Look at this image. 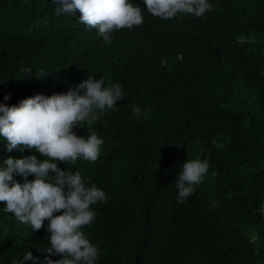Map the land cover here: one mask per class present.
Returning a JSON list of instances; mask_svg holds the SVG:
<instances>
[{
  "label": "trees",
  "instance_id": "trees-1",
  "mask_svg": "<svg viewBox=\"0 0 264 264\" xmlns=\"http://www.w3.org/2000/svg\"><path fill=\"white\" fill-rule=\"evenodd\" d=\"M129 2L143 24L105 43L79 12L57 15L55 0H0V104L66 93L88 77L121 85L123 100L91 129L104 140L98 159L54 161L106 194L83 228L99 249L95 264H264V0H208L203 16L169 20ZM74 131L89 134L86 125ZM28 156L47 159L8 152L0 137V167ZM195 159L208 171L180 202L175 183ZM5 207L0 264L26 251L36 264L62 258L46 252L49 221L34 231Z\"/></svg>",
  "mask_w": 264,
  "mask_h": 264
},
{
  "label": "clouds",
  "instance_id": "clouds-1",
  "mask_svg": "<svg viewBox=\"0 0 264 264\" xmlns=\"http://www.w3.org/2000/svg\"><path fill=\"white\" fill-rule=\"evenodd\" d=\"M55 3L57 15L79 12L80 22L98 30L105 43L111 42L113 31L143 24L141 7L129 0H55ZM143 3L151 15L164 20L177 14L201 17L213 8L208 0H143ZM104 84L103 77L98 80L88 77L66 93L35 95L20 101L18 106L0 104V137L7 141V151L30 150L47 158L43 162L36 156L8 158L4 161L6 167H0V202L6 204L4 210L34 231L40 230L45 220L49 221L50 247L46 252L48 256L62 258L53 261L46 257L45 264H95L98 258L99 249L86 237L83 228L90 226L97 215L91 206L106 201V194L96 185L86 184L78 171L65 172L54 161L98 159L104 140L91 130L92 126L105 110L114 109L123 100L120 84L108 87ZM10 98L4 96L5 101ZM132 111L141 117L138 106L134 105ZM85 125L89 130L87 138L77 136L74 129ZM208 168L207 160L183 163L175 183L180 202L194 194ZM14 174L24 177L25 182H15ZM30 175L35 180L29 182ZM29 260L36 264L32 253L26 251L23 261L13 264Z\"/></svg>",
  "mask_w": 264,
  "mask_h": 264
},
{
  "label": "water",
  "instance_id": "water-1",
  "mask_svg": "<svg viewBox=\"0 0 264 264\" xmlns=\"http://www.w3.org/2000/svg\"><path fill=\"white\" fill-rule=\"evenodd\" d=\"M263 213H264V209H263Z\"/></svg>",
  "mask_w": 264,
  "mask_h": 264
}]
</instances>
